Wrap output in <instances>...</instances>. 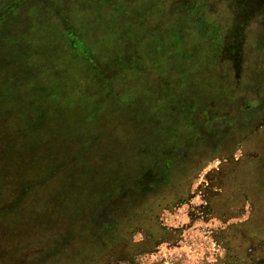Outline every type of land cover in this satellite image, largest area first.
<instances>
[{
  "label": "rangeland",
  "instance_id": "rangeland-1",
  "mask_svg": "<svg viewBox=\"0 0 264 264\" xmlns=\"http://www.w3.org/2000/svg\"><path fill=\"white\" fill-rule=\"evenodd\" d=\"M0 111L3 133L16 124L17 137L34 136L41 121L93 158L112 137L133 135L173 169L190 163L187 195L168 192L150 219L155 233L129 230L116 243L113 206L130 200L89 185L86 169L56 204L54 182L34 180L27 195L26 182L0 179V264H45V231L72 250L94 240L98 264H264L227 245L252 206L222 218L208 205L225 165L264 153V0H0ZM178 171L173 184L186 185ZM120 245L131 256L106 254Z\"/></svg>",
  "mask_w": 264,
  "mask_h": 264
},
{
  "label": "trees",
  "instance_id": "trees-1",
  "mask_svg": "<svg viewBox=\"0 0 264 264\" xmlns=\"http://www.w3.org/2000/svg\"><path fill=\"white\" fill-rule=\"evenodd\" d=\"M31 119L34 118H28V121ZM18 128L19 125L16 124L8 125V131L3 133V125L0 123V179H10L14 184L18 181L26 182L23 183L21 192H27V195L31 193L30 187L34 180L54 182L58 189L51 197L56 204L59 203L60 187L68 186L64 196L71 197L73 192H76L75 185L86 169L85 176L89 177V185L96 186L97 183H102L103 185H100L104 189L102 190L104 195L116 198L127 194L125 196L130 200L123 208L113 206L114 211L118 209L122 211L118 216L112 211L110 217V226L116 230L113 236L115 243L123 241L130 234L129 230L131 232L141 230L152 236L155 233L152 229L156 224L152 225L150 219L171 200L169 196L174 190H178L174 195L176 198H184L187 195L189 172L186 166L190 163L178 164L173 169L174 160L167 159L162 162V152H157L152 144L147 145L141 137L114 136L108 140L110 145L108 152L93 158L80 151L79 147H75L76 139L67 135L65 128H61L63 130L59 134L55 132L46 134L42 132L43 124L40 121L34 136L29 135L32 138L25 133L17 137L14 131ZM9 131H12L14 137H10ZM17 167H21L20 171ZM24 168L29 170V174L24 173ZM177 171L181 181L186 185L178 181L177 184L181 187L173 184ZM222 172V192L210 198L209 210L215 216L227 218L245 204L252 206L253 212L248 221L235 224L228 229L227 245L232 252L243 254L250 252L249 260L253 258L264 260V153L258 154L257 160L251 157L239 162H229ZM7 174L10 175L6 176ZM137 190H140L137 194L138 199L133 195ZM170 190L171 194L168 193ZM153 198L155 199L151 202ZM55 210L60 211V206H56ZM60 239H65L60 238V233L45 231L42 242L48 245L45 264H58L62 256L67 260L66 264L99 263L100 247L94 240L91 239L85 245L72 250L68 245L58 246ZM21 245L23 243L19 244L18 250H23ZM124 249L121 245L114 246L106 254L109 257L120 254L131 256V252ZM8 250L6 247L3 248L5 253ZM36 254L32 255V258ZM73 256L76 257L72 259ZM245 261L246 257L240 256L233 258L231 264H246ZM129 264H133L132 258Z\"/></svg>",
  "mask_w": 264,
  "mask_h": 264
}]
</instances>
